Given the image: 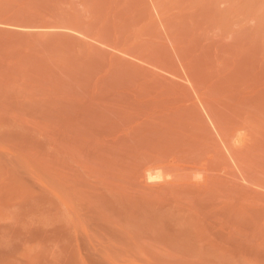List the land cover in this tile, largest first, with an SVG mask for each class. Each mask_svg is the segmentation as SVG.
Instances as JSON below:
<instances>
[{"label":"rangeland","instance_id":"374dc122","mask_svg":"<svg viewBox=\"0 0 264 264\" xmlns=\"http://www.w3.org/2000/svg\"><path fill=\"white\" fill-rule=\"evenodd\" d=\"M0 264H264V0H0Z\"/></svg>","mask_w":264,"mask_h":264}]
</instances>
